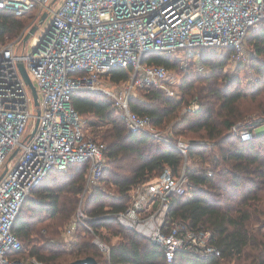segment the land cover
<instances>
[{
	"label": "built area",
	"instance_id": "2783aa9c",
	"mask_svg": "<svg viewBox=\"0 0 264 264\" xmlns=\"http://www.w3.org/2000/svg\"><path fill=\"white\" fill-rule=\"evenodd\" d=\"M57 1L0 0V10L18 16L34 12L14 38L0 37V169L7 159L0 179V264H45L35 257L12 256L21 247L12 228L24 201L48 172L69 164L86 163L87 172L75 216L62 236L65 242L75 241L82 225L93 234V243L109 252L82 210L83 197L98 184L105 168L106 146L85 136L82 117L70 103L71 94L78 90L104 95L130 131L149 134L185 159L179 174L165 167L154 179L132 186L128 207L113 213L119 224L160 245L167 264L180 251L203 259L220 256L211 230L189 229L168 215L172 194L190 195L185 162L192 141L152 133V118L132 111L129 100L134 90L150 87L171 97L177 94L165 66L143 63L150 52L170 55L183 71L204 69L195 61L203 49L221 55L230 48L233 60L244 61L246 37L264 21V0ZM44 13L46 17L51 13V20L36 36ZM33 26L37 29L30 33ZM19 63L36 88L37 103ZM113 68L128 71L122 88H110L103 81L110 80ZM239 136L248 140L252 132L241 129Z\"/></svg>",
	"mask_w": 264,
	"mask_h": 264
},
{
	"label": "trees",
	"instance_id": "16d2710c",
	"mask_svg": "<svg viewBox=\"0 0 264 264\" xmlns=\"http://www.w3.org/2000/svg\"><path fill=\"white\" fill-rule=\"evenodd\" d=\"M33 15V11L18 16L0 10V37L14 38ZM245 43L252 48L251 66L259 78L249 87L225 72L230 48L221 55L203 49L198 58L202 71H183L175 58L153 51L143 63L182 73L177 94L171 97L150 87L142 89L146 100L134 96L129 100L131 110L150 116L153 125L170 123V135L206 141L188 149L187 157L197 165H185L190 195L172 194L168 215L189 229L211 230L220 256L203 259L180 251L172 264H264V132L256 136L253 131L264 124V80L260 79L264 77V21L249 31ZM108 76L112 82H121L128 79V71L113 68ZM189 99H195L198 107L182 112ZM246 100L256 101L249 103L253 109ZM70 103L85 119L92 140L106 146L107 165L82 210L109 252H101L92 243L93 234L82 225L75 241L58 238L63 222L73 218L84 187L87 164L82 163L51 169L24 201L12 228L21 247L12 256L35 257L45 264H68L88 256L99 264H167L160 245L120 225L113 213L128 207L132 186L154 179L165 167L179 174L183 154L149 134L130 131L118 109L102 94L74 91ZM257 112L262 113L259 120L246 121ZM236 124H240L237 132L230 131ZM241 129L250 130L251 139L241 140ZM104 185H111L117 196H108Z\"/></svg>",
	"mask_w": 264,
	"mask_h": 264
},
{
	"label": "rangeland",
	"instance_id": "374dc122",
	"mask_svg": "<svg viewBox=\"0 0 264 264\" xmlns=\"http://www.w3.org/2000/svg\"><path fill=\"white\" fill-rule=\"evenodd\" d=\"M59 1L60 0H58L57 2H59ZM51 17H52V15H51V13H49L47 15V17L45 18V20L41 24H39V27H38V29L35 32V35L36 36H39V33L47 28V26H48V24H49V22L51 20ZM209 51L212 52V53L217 52V51H211V50H209ZM244 51H245L246 59L244 61H235L231 57L230 62L225 67V72H227L232 77L238 78L243 86L245 85V86H248L249 87L251 85V83H254V84L257 83V81H259V78H257V76H256V74H255V72H254V70L252 69V66H251L252 65L251 58L253 57V54H252V48L250 47L249 44H246L245 43V45H244ZM219 53H222V52H219ZM219 53H217V54H219ZM195 61H199V60L196 58ZM168 70H169V80L172 82V85L174 86V90H176V92H177L178 86L180 84V79H181L182 73L181 72H177L176 69H174V68H170ZM260 79L261 80H264V77H261ZM32 80H33V82L36 83V81H35V79L33 77H32ZM103 81H104V83L106 85L110 86V88H122L123 87V82H121V83L119 82V83L114 84L108 78H104ZM247 92L249 94L251 93V91H247ZM133 96L136 99H138V100H146V97L144 95V91L142 89H136V90H134ZM250 102H256V101L246 100L245 101V104H249ZM250 105L251 104H249V108L251 107L253 109L254 108L253 103H252L251 106ZM197 107H198L197 101L195 99H189V101L184 105L182 112H185V113L186 112H192ZM260 115H262V113L261 114L258 113V112L257 113H251L245 119H246V121L251 120V119L259 120L258 117H261ZM81 125H82V129H83V132H84L85 136L88 137V138L93 139V137H92V135L90 133V128L87 126L86 121H85L84 118H82ZM165 125H168V126H164V124L162 126H155L154 125L155 128H153V131H151V132L154 133V132L157 131L162 136H166V137H168V138H170L172 140H177V139L191 140V139H188L189 137H185V136H173V135H170V133H171L170 132V126H171V124L169 123V124H165ZM230 131L237 132V129L236 130H233V128H232V129H230ZM253 131H254V133H255L256 136H259L261 133L264 132V124H261L258 127L254 128ZM152 138L155 139L156 141H158L156 138H154V137H152ZM191 141H192V144H194V143H198V144H204V143H206V141L204 139H196V140H191ZM99 142H101V141H99ZM102 143H104V142H102ZM105 161H106V163H105V166H106L107 165V158L106 157H105ZM6 163H7V159H6V161L2 165V167L0 169V173L4 169V166L6 165ZM186 164H189V166H191V167L197 166L188 157H187L186 162H185V165ZM94 187L90 190V192L88 194H86L83 197V200H82V208H83L84 204L86 203V201L90 198V196H91V194L93 192ZM104 188H105L106 193L108 194V196H110V197H116L117 196L116 192L113 191V188L111 187V185H108V186L107 185H104ZM79 194H81V193H79ZM80 198H81L80 195H78V203L80 202ZM263 222H264V219H263ZM68 223H69V221L68 222L65 221V222H63V225L60 227V229H59L60 234L58 235L59 240H64L65 239L62 236V233H63V230H64L65 226ZM92 243H93V238H92ZM98 249L100 250L99 247H98ZM101 252H103V251H101Z\"/></svg>",
	"mask_w": 264,
	"mask_h": 264
},
{
	"label": "water",
	"instance_id": "95a60500",
	"mask_svg": "<svg viewBox=\"0 0 264 264\" xmlns=\"http://www.w3.org/2000/svg\"><path fill=\"white\" fill-rule=\"evenodd\" d=\"M45 17H46V13H44L41 16V18L39 19V23H42L43 20L45 19ZM36 29H37V26H33L31 28V30H30V33H34ZM28 36H29V34L24 38V40H26ZM18 67H19V70H20L25 82L29 85V87H30V89L32 91L35 103H37L36 88L33 85V83L31 82V80H30V78H29V76H28V74H27V72L25 70V67H24L23 63H19ZM16 152H17V149L14 150V152L11 154L9 159H11L15 155ZM4 173H5V170L0 174V179L2 178ZM68 264H99V263L97 262V260L94 257L88 256V257H84V258L75 259V260L69 262Z\"/></svg>",
	"mask_w": 264,
	"mask_h": 264
}]
</instances>
